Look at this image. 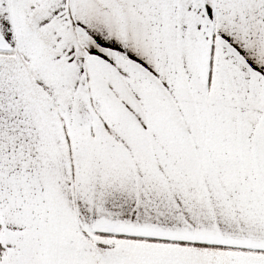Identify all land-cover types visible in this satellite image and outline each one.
I'll return each instance as SVG.
<instances>
[{"label": "snow or ice", "instance_id": "6c2138e0", "mask_svg": "<svg viewBox=\"0 0 264 264\" xmlns=\"http://www.w3.org/2000/svg\"><path fill=\"white\" fill-rule=\"evenodd\" d=\"M0 264H264V0H0Z\"/></svg>", "mask_w": 264, "mask_h": 264}]
</instances>
